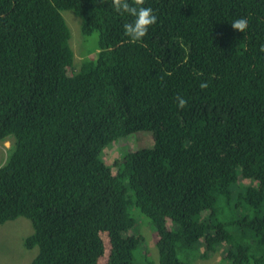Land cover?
I'll list each match as a JSON object with an SVG mask.
<instances>
[{
    "label": "trees",
    "instance_id": "trees-1",
    "mask_svg": "<svg viewBox=\"0 0 264 264\" xmlns=\"http://www.w3.org/2000/svg\"><path fill=\"white\" fill-rule=\"evenodd\" d=\"M143 6L157 20L132 42L134 17L111 0H0V141L13 140L0 224L30 221L31 264H136L137 208L158 264H192L179 241L189 253L204 244L193 260L223 248L225 264H264V0ZM63 10L97 37L80 65ZM136 131L152 146L106 163L104 149Z\"/></svg>",
    "mask_w": 264,
    "mask_h": 264
},
{
    "label": "rangeland",
    "instance_id": "rangeland-1",
    "mask_svg": "<svg viewBox=\"0 0 264 264\" xmlns=\"http://www.w3.org/2000/svg\"><path fill=\"white\" fill-rule=\"evenodd\" d=\"M64 11V12H63ZM61 13L64 16L71 34V47L74 51V61L77 65H80V59L83 58L82 48L86 49L88 45L96 43V34L84 37L80 33V18L76 16L71 10H63ZM126 138L120 139L111 147L104 149L103 159L106 163L111 162L115 156H120V153L138 148H146L152 145V136L148 132L136 131L128 134ZM12 138L0 141V165L5 161L8 155L9 149L12 145ZM132 215L135 218V226L132 229L133 234H141L143 237L140 250H137L133 254V260L136 264H147V260H151L153 264H158V252L156 245L154 244L153 227L149 223L148 218L141 214L137 208H132ZM234 216L241 217L245 215L241 209L238 213H231ZM221 216L227 215L226 213L220 214ZM247 215V214H246ZM249 216V215H248ZM175 230L174 226H170ZM33 233V228L30 221L25 217H19L13 221H7L4 224H0V264H31L34 257L38 254V246L35 245L32 248H26L24 246V240L26 237ZM243 242L252 243V238L245 237ZM225 244L224 242H222ZM198 247H190L192 249L186 251L182 248L181 242H177L176 251L178 257L186 262L192 264H225L224 255H220L206 259L195 258L196 249ZM143 250V251H142ZM219 251V249L217 250ZM143 252H147L146 256H143ZM145 257V258H144ZM106 255L104 254L99 260L98 264H104Z\"/></svg>",
    "mask_w": 264,
    "mask_h": 264
},
{
    "label": "clouds",
    "instance_id": "clouds-1",
    "mask_svg": "<svg viewBox=\"0 0 264 264\" xmlns=\"http://www.w3.org/2000/svg\"><path fill=\"white\" fill-rule=\"evenodd\" d=\"M103 2L104 0H100V3H103ZM144 2L145 0H111V6L117 13H120L121 15L124 13H127L128 15L134 17V19L130 23H126L123 26L125 35L128 36L132 42L140 41L147 34L149 26L155 24L157 20L156 15L153 14L152 8L143 6ZM231 27L234 30L244 32L248 27V20L246 18L236 19L231 22ZM200 87L202 89H206L208 85L206 82H202L200 84ZM176 100L178 101L179 108H184L187 104V101L179 95L176 96ZM138 149H135V150H138ZM135 150H131V151H135ZM153 237H154V242H155L156 234L154 233V231H153ZM203 245H204L203 243L199 244L198 249H197L199 253L203 252L204 250ZM221 249H219V251L216 250L214 253L209 254L208 257H203V258L210 259L211 257L214 258L218 255L222 257L223 248ZM105 255H106V258H105L104 264L106 263V259H107V254Z\"/></svg>",
    "mask_w": 264,
    "mask_h": 264
},
{
    "label": "crops",
    "instance_id": "crops-1",
    "mask_svg": "<svg viewBox=\"0 0 264 264\" xmlns=\"http://www.w3.org/2000/svg\"><path fill=\"white\" fill-rule=\"evenodd\" d=\"M222 250V249H221Z\"/></svg>",
    "mask_w": 264,
    "mask_h": 264
}]
</instances>
